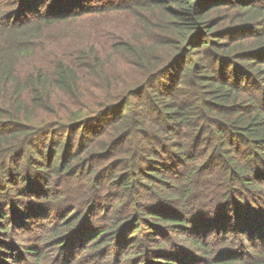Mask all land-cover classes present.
Masks as SVG:
<instances>
[{
	"label": "trees",
	"instance_id": "trees-1",
	"mask_svg": "<svg viewBox=\"0 0 264 264\" xmlns=\"http://www.w3.org/2000/svg\"><path fill=\"white\" fill-rule=\"evenodd\" d=\"M0 264H264V0H0Z\"/></svg>",
	"mask_w": 264,
	"mask_h": 264
},
{
	"label": "rangeland",
	"instance_id": "rangeland-1",
	"mask_svg": "<svg viewBox=\"0 0 264 264\" xmlns=\"http://www.w3.org/2000/svg\"><path fill=\"white\" fill-rule=\"evenodd\" d=\"M88 104H89V102H88Z\"/></svg>",
	"mask_w": 264,
	"mask_h": 264
}]
</instances>
